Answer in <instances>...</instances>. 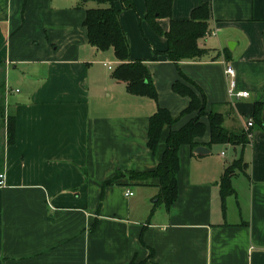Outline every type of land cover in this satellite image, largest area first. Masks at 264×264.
<instances>
[{"label":"crops","instance_id":"obj_1","mask_svg":"<svg viewBox=\"0 0 264 264\" xmlns=\"http://www.w3.org/2000/svg\"><path fill=\"white\" fill-rule=\"evenodd\" d=\"M132 1L120 13L129 61L146 65L157 100L129 93L112 77L119 65L113 50L88 43L83 20L95 2L0 0V264H264V0H172L177 20L210 7L211 33L197 41L208 54L179 68L155 54L167 41L145 21V0ZM159 24L167 31L170 20ZM227 66L247 96L229 95ZM179 69L203 93L206 113L250 133L245 145L223 144L232 148L228 156L207 145L208 118L201 116L207 129L196 141L210 152L180 146L177 199L152 212L157 178L122 174L103 183L118 171L153 172L169 132L196 116L164 126L156 151L147 147L157 108L176 117L189 104L172 89ZM238 159L244 168L233 174L223 209L219 182Z\"/></svg>","mask_w":264,"mask_h":264},{"label":"trees","instance_id":"obj_2","mask_svg":"<svg viewBox=\"0 0 264 264\" xmlns=\"http://www.w3.org/2000/svg\"><path fill=\"white\" fill-rule=\"evenodd\" d=\"M87 2H95L97 6L86 9L83 26L87 32L88 43L97 50L112 49L119 65L112 72V77L117 81L126 83L127 91L131 94L149 96L157 100V92L153 85L151 74L142 61L130 62V46L120 21L122 8H134L132 0H119L121 8L116 4L117 0H81L83 6ZM146 14L145 21L149 27L159 36H163L167 41L164 51H155L156 55L166 54L170 61L179 68V63L183 60H193L208 54L209 50L198 45L200 38L206 37L210 32L209 18L210 7L208 3H203L195 7L189 19L177 20L172 18V0H145ZM169 18L170 25L167 31H163L159 20ZM181 80L173 83L174 92L189 98L188 106L179 115L173 117L170 112L158 107L156 112L149 118L147 147L151 151H156L164 126H172L180 117L196 112V116L179 130H171L165 140V148L160 162L156 169L149 173H135L132 171H118L116 176L103 183L112 184L120 175L126 174L130 178L158 179V193L153 200L152 212L157 207L170 209L178 196L177 173L179 171V148L187 144L191 149L198 146L197 138L202 137L206 132V125L200 121L201 116H207L210 139L207 145L231 144L245 145L248 143L250 132L236 133L223 126V115L218 112H205V99L203 93L179 69ZM192 86L199 92V96L191 89ZM261 104L256 103L254 107V120L259 122ZM7 138L13 141L15 120L12 116L7 117ZM242 159H238L233 164L228 165L219 182V192L224 209L225 199L233 193L231 178L237 169L244 168ZM129 264H144L131 261Z\"/></svg>","mask_w":264,"mask_h":264},{"label":"built area","instance_id":"obj_3","mask_svg":"<svg viewBox=\"0 0 264 264\" xmlns=\"http://www.w3.org/2000/svg\"><path fill=\"white\" fill-rule=\"evenodd\" d=\"M211 33V31L207 34L209 35ZM225 72L230 75L231 79L229 82V89H228V93L230 96H235V97H245L247 96V92L246 91H237L236 90V81L234 78L235 75V71L231 66H227ZM252 126V122H248V127ZM4 185V175L3 173H0V186ZM126 195H132L131 191H127Z\"/></svg>","mask_w":264,"mask_h":264},{"label":"rangeland","instance_id":"obj_4","mask_svg":"<svg viewBox=\"0 0 264 264\" xmlns=\"http://www.w3.org/2000/svg\"><path fill=\"white\" fill-rule=\"evenodd\" d=\"M109 64L111 65V67H114V64L113 63H109ZM106 71L109 72V73H111V71L107 70V68H106ZM185 84L188 85V86H190L187 83H185ZM190 87L199 96L198 92L192 86H190ZM2 96H3V87H2V76H1V73H0V105H2V100H3ZM0 113H1V111H0ZM4 120H5L6 124H7L8 118H4ZM216 149H217L218 152H220L221 150H223L225 153H227L228 156L230 154V151H232L231 146H226V145H223V144H218L217 147H216Z\"/></svg>","mask_w":264,"mask_h":264},{"label":"water","instance_id":"obj_5","mask_svg":"<svg viewBox=\"0 0 264 264\" xmlns=\"http://www.w3.org/2000/svg\"><path fill=\"white\" fill-rule=\"evenodd\" d=\"M209 149H207L206 147L204 146H197L195 149H194V153L195 154H198V155H201V154H205V153H209Z\"/></svg>","mask_w":264,"mask_h":264}]
</instances>
